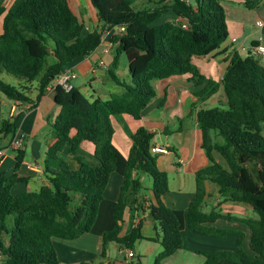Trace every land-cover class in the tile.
Wrapping results in <instances>:
<instances>
[{
  "label": "trees",
  "instance_id": "16d2710c",
  "mask_svg": "<svg viewBox=\"0 0 264 264\" xmlns=\"http://www.w3.org/2000/svg\"><path fill=\"white\" fill-rule=\"evenodd\" d=\"M5 1L0 0V93L25 104L32 101L27 92L36 82L37 95L32 101L36 103L61 70L96 49L101 33L85 29L69 0H13L8 7ZM87 1L102 28L117 29L110 37L117 52L112 67L117 64V55L124 54L131 80H122L109 69L112 80L123 91L107 99H91L75 86L70 90L54 87L52 98L59 112L51 123L53 138L44 155L47 183L34 191L11 192L15 183L26 180L15 171L24 157L20 150L14 172H0V264H60L56 240L75 239L91 230L113 172L121 176L122 182L113 208L114 226L102 234L99 255L105 256L109 243L133 249L136 242L151 240L161 246L153 264H161L182 248L178 217L166 202L170 194L168 175L151 151L154 133L144 126L137 127L125 156L113 142L111 117L127 114L139 119L156 95L154 81L183 74H189L195 87L204 83L194 93L199 101H205L220 87L227 101L226 108L196 111L201 146L210 163L195 172L187 224L198 234L234 235L236 248L203 252V264H264V66L251 54L234 52L218 81L207 78L194 62L196 57L214 53L228 37L223 4L219 0H155L152 6L135 9V0ZM262 1L243 3L247 9H255ZM168 12L187 25L183 27L180 20H163ZM119 27L124 30L119 31ZM3 73L18 83L6 82ZM16 129V120L0 121L2 134L13 137ZM84 141L93 144L96 164L78 155ZM62 152L72 156L75 167L60 156ZM213 152L223 163L214 159ZM146 178H151L150 186ZM208 183L217 187L222 198L215 206L208 205L212 196ZM146 192L151 197L146 199ZM223 202L246 204L257 217L224 213L219 208ZM127 209L148 210L155 222L154 236L142 235L141 222L122 234ZM219 220L249 228L248 251L244 247L245 233L216 225ZM75 264L102 263L83 260Z\"/></svg>",
  "mask_w": 264,
  "mask_h": 264
},
{
  "label": "crops",
  "instance_id": "0c3cea01",
  "mask_svg": "<svg viewBox=\"0 0 264 264\" xmlns=\"http://www.w3.org/2000/svg\"><path fill=\"white\" fill-rule=\"evenodd\" d=\"M12 1L10 0L6 6L8 7ZM219 1L222 4L223 1L236 3V5H232L237 7L235 10L239 11L243 16L238 18L235 30L232 32L228 30L227 39L214 53L194 58V62L207 78L218 81L222 79L226 66L234 52H238L241 56L251 54L257 62L264 66V53H258L255 49V46L259 44L264 45V0L253 10L244 7L243 0ZM77 2L78 6L82 7V2L80 0H77ZM69 3L72 10L84 23L87 31L98 29L101 33L100 44L94 51L88 56L76 58L65 67L77 72L74 86L91 99L94 97L107 99L113 93H121L123 88L114 82L112 78L109 80L101 73V70L109 72V69H112L115 74V71L119 68H122L124 72L126 69L128 70V60L127 62H121V54L117 55L118 61L115 68L112 67V62L117 52L116 44L111 41L110 37L117 32V29L102 28V24L96 16V11L89 2L87 3L92 8V12L89 11L90 19H86L80 9L74 8L72 0H69ZM166 15L168 18L170 16L172 20L177 19V16L171 12ZM258 21L261 24H258ZM1 22L0 17V31ZM108 42L111 43L110 50L104 52V47ZM117 76L127 82L131 80L130 74L126 76V79L120 75ZM1 77L8 83H18L16 79L6 73H3ZM154 85L157 91L156 95L142 110L139 119L136 120L127 114H117L111 117L115 131L113 142L120 152L126 156L131 146V134L137 127L144 126L154 133L153 144L166 148V151H156L154 153L157 154L158 166L166 171L168 175L170 194L166 202L178 217L183 243L182 248L174 254L165 257L161 264H203L205 261L203 252L217 250L220 244H214L213 248H206L211 243L206 239L208 236L193 232L187 224V207L195 193V172L210 163L205 150L201 146L196 111L200 108H211L209 105H215L216 102H227L226 97L220 87L215 94L209 96L205 101H199L194 93L202 85L195 87L189 80V74L172 76L163 81L162 79L156 80ZM27 95L32 101L35 100L37 95L36 82L30 85ZM32 101L27 102L29 106L26 104L15 105V102L0 93V121L3 119H14L17 124L13 137L0 132V148L8 147L15 136L23 138L22 145L19 148L8 149L7 154L0 160V172L9 175L14 172L17 151L20 150L24 153L23 160L15 171L19 177L26 178V180L17 182L12 186L11 192L13 194H19L23 191H34L43 183H47L43 171V161L47 145L53 138L51 123L59 112V106L54 102L52 90H49L48 86L45 93L36 103ZM174 118H176L178 124L170 125V121ZM71 133L73 134L74 131L72 130ZM261 133L262 135L264 133L263 123L261 124ZM93 149L92 143L84 141L80 144L77 153L85 161L96 164L97 161L93 156ZM60 156L67 160L71 167H75L76 163L72 156L66 152L60 153ZM213 157L217 162L223 163L216 152H213ZM121 182L122 178L119 174L113 172L110 175L96 221L89 232L75 239L56 240L60 254V264L63 263L64 258L69 259V264H75L83 260H91L102 264L129 263V258L126 257L127 248L116 243L108 244L104 257L99 255L102 250V234L114 226L113 208L119 194ZM211 188L215 187L211 186ZM145 197L147 199L151 197V194L146 192ZM140 222L142 235L146 237L154 236L155 222L148 210L137 212L127 209L124 214L122 234L128 233L133 227L138 226ZM216 225L224 227L222 220L217 221ZM232 227L241 229L245 233L244 247L248 251L249 228L243 225ZM226 236H230V239H227V248L234 250L236 248V236ZM144 241L159 244L156 241ZM59 244H63V252L59 248ZM224 244L222 243V245ZM152 248L157 254L161 251V249L158 250L159 247L157 245ZM131 250L136 256L134 249ZM1 258L2 256L0 255Z\"/></svg>",
  "mask_w": 264,
  "mask_h": 264
},
{
  "label": "rangeland",
  "instance_id": "374dc122",
  "mask_svg": "<svg viewBox=\"0 0 264 264\" xmlns=\"http://www.w3.org/2000/svg\"><path fill=\"white\" fill-rule=\"evenodd\" d=\"M9 1L10 0L5 1L6 5H8ZM80 1L82 2V7L78 6L77 0H72V5L74 6V8L80 9L82 12V15L86 19H88V18L90 19V12L89 11L92 12V8L87 3L88 2L87 0H80ZM154 1L155 0H135L134 7H135V9H142L146 6H152ZM232 4L236 5V3H232V1H226V2L223 1L225 19H226L228 30L230 32H232L233 30L236 29V22H237L238 18L243 16L239 11L235 10V9H237V7H235ZM249 10H251V9H249ZM163 20H172V19L170 16L168 18V16L166 15L163 18ZM122 61L127 62V58L124 54H121V62ZM115 72L117 75H120L121 77H123L125 79H126V76L129 75L127 69L124 72V70H122V68L121 69L119 68ZM101 73H103L105 75V77L110 80L111 76L107 70H103V71L101 70ZM163 80L164 79H162V81ZM209 106L210 107L218 106V107L226 108L227 103L224 101H220V102H216L215 105H209ZM169 124L170 125L178 124V122H177L176 118H174L170 121ZM263 129H264V122H263ZM263 135H264V133H263ZM146 182H147V185L150 186L151 185V178H146ZM211 186H214L215 188H211ZM208 188H209L208 191L212 193V196L208 198V205L209 206H215V205H217V203H219L222 200V198H221V196H219L217 194V187L213 183L208 184ZM219 208L224 213L229 212V213L234 214V215L239 216V217H254V218L257 217L256 213L252 210V208L246 204H243V203L239 204L236 202H223L220 204ZM12 218H13V215H10L8 217V223L10 225H11ZM222 223H223L224 227L241 226V224L239 222L222 221ZM206 239H208L211 242L209 246H206V248H209V247L213 248L215 246L214 244H218V245L220 244L219 248L229 249V248H227V246H228L227 245V243H228L227 239H230V236H226L225 238L208 236ZM222 243H225V244L222 245ZM154 245H157L159 247L158 250L161 249V246L159 244H153L150 242H146L144 240L136 242L134 244V247H133L134 251L136 252V256H134L133 258H129L128 259L129 263L130 264H137V261H140L141 264H153L154 256L157 254V253H155L156 251L154 250V248H152ZM59 248L63 252V249H64L63 244H59ZM229 250H231V249H229ZM69 262H70L69 259L64 258L62 264H69Z\"/></svg>",
  "mask_w": 264,
  "mask_h": 264
},
{
  "label": "built area",
  "instance_id": "2783aa9c",
  "mask_svg": "<svg viewBox=\"0 0 264 264\" xmlns=\"http://www.w3.org/2000/svg\"><path fill=\"white\" fill-rule=\"evenodd\" d=\"M183 1H188V0H183ZM176 20H180L181 21V24L183 27H185L187 24H186V21L183 20V19H180L177 17ZM258 24H261L260 21L257 22ZM119 31H123L124 30V27H119L118 28ZM110 47H111V43H107V45L104 47V52H108L110 50ZM255 49L258 53H264V45L262 44H259L257 46H255ZM77 77V72L76 71H73L72 69H63L61 70L57 75L56 77L54 78V80L52 81V83L48 86V89L49 90H53L54 87L56 86H60L62 87L63 89L65 90H70L74 87V80L76 79ZM16 104L15 105H19L18 102H15ZM27 106H29L28 103H25ZM22 141H23V138L22 137H17L15 136L9 143L8 147H5V148H0V160L4 158V156L7 154V150L8 149H17L19 148L21 145H22ZM151 151L152 152H156V151H166V148L165 147H160L158 145H153L151 147ZM134 254H133V251L129 248L126 249V257L127 258H131L133 257Z\"/></svg>",
  "mask_w": 264,
  "mask_h": 264
},
{
  "label": "water",
  "instance_id": "95a60500",
  "mask_svg": "<svg viewBox=\"0 0 264 264\" xmlns=\"http://www.w3.org/2000/svg\"><path fill=\"white\" fill-rule=\"evenodd\" d=\"M140 179H141V181H143V180H144V176H141V178H140ZM142 184H143V186H146V183H145L144 181H143V183H142Z\"/></svg>",
  "mask_w": 264,
  "mask_h": 264
}]
</instances>
